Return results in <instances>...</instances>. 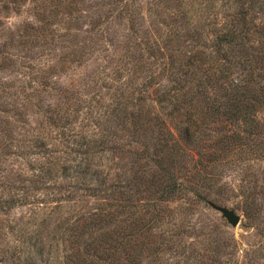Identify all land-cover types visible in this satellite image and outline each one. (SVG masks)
Returning a JSON list of instances; mask_svg holds the SVG:
<instances>
[{"label":"trees","instance_id":"1","mask_svg":"<svg viewBox=\"0 0 264 264\" xmlns=\"http://www.w3.org/2000/svg\"><path fill=\"white\" fill-rule=\"evenodd\" d=\"M232 1L224 18L207 22V34L194 29L184 36L186 51L168 36L160 54L166 86L152 75L138 88L134 77L114 80L121 86L92 125L65 140L64 199L41 222L29 221L27 238L17 236L19 244L1 252L0 264H50L59 245L63 264H169L167 253L173 264L189 263L176 251H185L186 232L161 230L171 213L165 205L188 189L205 202L200 190L216 181V164L235 150L258 153L263 145L264 0ZM214 2L203 0L200 10ZM55 159L42 163L30 191L52 187ZM19 190L0 197L4 216L27 205L25 188ZM90 200L97 207L89 211Z\"/></svg>","mask_w":264,"mask_h":264},{"label":"rangeland","instance_id":"2","mask_svg":"<svg viewBox=\"0 0 264 264\" xmlns=\"http://www.w3.org/2000/svg\"><path fill=\"white\" fill-rule=\"evenodd\" d=\"M201 2L0 0V197L22 188L28 194L26 206L0 213V254L19 244L20 234L27 238L29 221L41 222L55 200L64 199L65 140L91 126L101 106L131 77L136 88L150 75L166 86L160 54L168 36L186 51L184 36L194 29L207 34V22L224 18L233 1L215 0L205 11ZM13 13L16 18L10 20ZM185 22H191L189 29L179 27ZM262 142L258 153L235 150L215 165L216 181L199 189L205 202L188 189L185 197L165 205L171 213L164 214L169 219L161 230L186 232L185 251L176 250L181 262L264 264V137ZM49 155L58 158L54 179L47 183L52 189L30 191V181ZM210 202L233 210L237 226H230ZM95 207L90 200L85 209ZM23 253L29 254L28 244ZM165 258L174 263L168 253ZM50 264H63L62 246L54 248Z\"/></svg>","mask_w":264,"mask_h":264},{"label":"water","instance_id":"3","mask_svg":"<svg viewBox=\"0 0 264 264\" xmlns=\"http://www.w3.org/2000/svg\"><path fill=\"white\" fill-rule=\"evenodd\" d=\"M210 208L213 210L219 212L221 216L227 221V223L232 226L236 227L239 223V216L235 214L233 210H230L226 207L219 206L217 204H214L212 202L209 203Z\"/></svg>","mask_w":264,"mask_h":264},{"label":"clouds","instance_id":"4","mask_svg":"<svg viewBox=\"0 0 264 264\" xmlns=\"http://www.w3.org/2000/svg\"><path fill=\"white\" fill-rule=\"evenodd\" d=\"M16 17H15V13H13L12 17H10L9 19L10 20H14Z\"/></svg>","mask_w":264,"mask_h":264}]
</instances>
